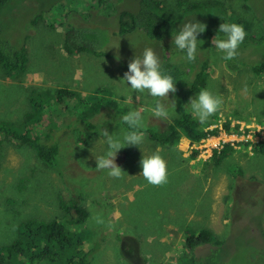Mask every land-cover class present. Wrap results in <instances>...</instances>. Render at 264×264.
I'll return each instance as SVG.
<instances>
[{
  "label": "rangeland",
  "instance_id": "1",
  "mask_svg": "<svg viewBox=\"0 0 264 264\" xmlns=\"http://www.w3.org/2000/svg\"><path fill=\"white\" fill-rule=\"evenodd\" d=\"M36 1L51 8L34 19L36 15L32 12L36 7L32 4ZM163 1L174 9L178 20L185 21L181 26L193 21L194 12L188 13L184 6L175 9L174 0ZM222 1L229 6L228 12L215 15L217 18L236 23L241 17L238 15H242V24H248L247 34L252 28V35L264 34V1L255 3L251 14L243 9L241 0ZM95 2L25 0L29 19L23 13L21 0H12V5L2 9L11 11L9 24L12 21L13 26H6L7 37L26 48L28 63L26 71L13 79L0 67V123L15 124L19 133L35 125L40 131H51V141L62 147V151L58 153L55 167L47 170L29 147L0 134L4 142L0 146V246L17 238L18 227L23 222L54 218L69 222L64 211L71 202L65 203L66 206L60 203L74 192V196H81L83 200L87 220L83 226L70 225V228L82 238L84 249L96 247L89 256V264H179L185 234L202 228L211 230L221 241L222 257L231 264H264L261 234L264 231V154L256 153L253 147V143L264 142V76L250 71L253 65L264 60V42L254 47L242 43L238 51L243 54L237 67L222 59L223 53L215 48L212 39L205 88L222 96L223 105L202 126H209L204 131L217 129V134L198 144L183 137L173 149L150 142L145 134L140 145H129L118 151L115 162L125 174L115 179L95 168V156L107 150L101 130L122 134L123 113L142 105H154V99L147 92H132L130 85L120 82L126 72L125 61L141 55L144 47H151L160 57L161 68L170 63L184 72H192L193 65H200L204 51L198 48L195 61H188L185 53L175 47L167 53V63H163L158 48L141 32L122 36L108 33L107 30H117L116 11L108 5L88 10ZM67 15H72L73 21L77 19L98 28L93 35L100 43L109 37V44L102 49L108 56L91 52L70 55L64 51V34L70 27ZM203 16L212 17L210 12ZM33 20L36 25L30 24ZM20 28L23 34L29 35L22 41V33H12ZM201 38L203 33L197 35V41ZM189 75L193 77L192 73ZM61 88L79 96L56 106V91ZM33 89L37 92L34 97ZM178 91L168 96L170 101L175 100V110L164 101L169 117L160 119L145 112L143 129L178 118L182 109L190 111L185 107L188 101L182 102L183 87ZM129 95L133 96V104L126 102ZM91 100L100 101V114L87 116L84 120L96 127L85 129L80 117ZM29 101L44 110L27 117L33 110ZM225 122L230 123L228 131L223 127ZM226 145L232 148L226 156L219 162L213 159V151H220ZM153 152H158L167 163L168 180L161 186H153L139 175L142 155ZM97 213L102 214L104 224H96L90 218ZM197 252L201 258L205 256L204 261H213L218 257L219 248L202 246Z\"/></svg>",
  "mask_w": 264,
  "mask_h": 264
},
{
  "label": "trees",
  "instance_id": "2",
  "mask_svg": "<svg viewBox=\"0 0 264 264\" xmlns=\"http://www.w3.org/2000/svg\"><path fill=\"white\" fill-rule=\"evenodd\" d=\"M21 1L24 2L23 9L25 10L23 13L25 12L29 19V8L26 6L25 0ZM241 1L243 3V9L251 14L254 4L264 0ZM11 2L12 0H0V67L7 77L13 79L21 76L26 71L28 61L26 48L23 45L16 44L14 39L7 37L8 32L6 31V26H13L12 21H10L9 24V15L11 11L7 13L6 11H2V9L12 5ZM124 3L126 5H124ZM174 3L176 6L175 9L184 6L188 13L191 11L194 12L195 15L192 19L194 22L206 23L207 25L206 30L203 32V38L200 39V42L202 41L206 43V45H201L202 43L198 42V48L201 52L204 51L202 52L204 57L200 65L196 67L193 65L192 72H184L179 66L170 63L164 64L161 68L163 72L173 77L174 82H176V92H179L178 89L183 87L184 93L182 95V102H187L190 97L201 89H204L207 84L210 64L209 50L212 47L211 40L215 36L223 37L224 34L219 33L218 29L220 24L227 22L225 19L217 18L215 15L227 11L229 6L224 5L222 0H174ZM32 5L36 7L32 12L33 15H36L34 19H37L38 15H44L45 12H49L51 8L49 4L46 6V4L37 1ZM106 5L111 6L112 9L116 11L115 18L117 22V30L110 32L106 29L108 33L114 36H122L129 32H141L147 41L154 43L155 47L158 48L160 56L162 55L163 63H167V53L171 52V49L175 50L176 47L173 42L174 36L182 27V23L185 22L177 19L178 16L173 8H168L164 5L163 0H96L93 6H89L88 10L105 8ZM36 10L39 11L36 12ZM207 12H210L212 17L203 16ZM72 15L66 16V21H68V26L70 27L67 28L68 31L65 30L63 50L70 55L86 52H91L96 56L105 54L102 49L109 44V37L108 40L100 43L99 39L93 35L94 29L98 28H92L91 24L80 22L75 18V21H73ZM88 16L91 15L88 13ZM238 16L241 17L236 23L243 25L244 30L248 29L247 23L242 24V15ZM257 19L259 20V18ZM30 24L36 25L34 20L30 21ZM101 25L103 26V24ZM211 26L212 29H210ZM215 26L216 28H214ZM73 30H75L74 33ZM4 31L6 38H4ZM13 32L22 33L20 37L21 41L25 36H29L27 33V35L23 34L24 32L21 28L12 31V33ZM253 33L252 28L250 33L245 37L243 43H247L249 46L253 47L254 45L262 44L264 42V34L261 36H254L252 35ZM71 36H73V40ZM146 44H148V42ZM241 54L243 53L239 50L236 58L228 62L239 67ZM105 55L108 56V53ZM119 56L121 59L124 58L121 55ZM127 64L128 61H125V65L123 66V69L126 71ZM250 71L254 75L258 76L263 74L264 76V60L253 65ZM190 73L193 74L192 78L191 75H189ZM179 79L183 81H179ZM178 83L181 84L182 87L177 86ZM35 90L36 89H33L31 91L32 94H34L33 97L37 95ZM78 96V93L70 91L67 88L58 89L55 96L57 102L56 106H62L65 100L69 101V99L72 100ZM33 97L31 98L33 99ZM82 101L84 102V100ZM30 104L33 105L31 108L33 110L31 111L32 114L30 112L26 114L27 117L32 116L35 111L37 113L39 110H44L43 107L29 101V105ZM86 108L87 109H83V114L80 117V119H82L81 123L85 129H93L96 126L89 122V120L84 119L87 116H98L100 114V101L94 102L91 100ZM85 110L87 112H84ZM180 112L181 115L178 118L174 120L171 119V121L166 124L162 123L143 129L150 142L173 149V147L177 146V142L183 137L193 144H198L209 136L217 134V129L204 131L205 128L209 126H202L199 124L196 117H194L190 111L187 112L182 109ZM125 114L127 113H123L122 116ZM122 124L124 131L128 130V126L123 122ZM229 124V122H225L223 125L227 131L230 129ZM14 126L16 127L15 124L9 125L8 122H1L0 134L7 135L12 142H21L26 147H29L30 150L36 154L42 167H46L47 170L55 167L58 153L62 151V147L51 141L53 139L52 132L40 131L35 125L33 128L25 129V127H23L25 131L23 129L24 132L19 133ZM2 143L4 142L0 139V146ZM253 147L256 153L264 154V142L256 143ZM230 149L232 148L226 145L220 151L214 150L212 158L219 162L226 156ZM194 154H196V152H194ZM238 176L239 174L237 177ZM62 201L63 202L60 203L61 206H66L65 203L71 202L70 205L67 204L68 207H65L66 210L64 211L65 215L70 218V221L61 222L54 218L50 220H29L21 223L18 227L17 238L10 244L0 246V264H89V256L95 252L96 247H91L90 250L84 249V241L70 228V225L76 228L83 226L87 220L86 210L82 206L83 200L81 196H74L73 192L67 200L64 199ZM261 234L264 240V231ZM209 245L219 248L218 257L213 261H204L205 259L203 258L205 256L201 258L197 254V251L202 248V246ZM222 246L223 244L221 241L217 239L211 230L207 228L196 231L190 230V232L185 234L183 255L179 259V264H198L196 260L201 261L200 264H231L229 261L225 260V257H222L223 250L220 249Z\"/></svg>",
  "mask_w": 264,
  "mask_h": 264
},
{
  "label": "clouds",
  "instance_id": "3",
  "mask_svg": "<svg viewBox=\"0 0 264 264\" xmlns=\"http://www.w3.org/2000/svg\"><path fill=\"white\" fill-rule=\"evenodd\" d=\"M206 30V25L188 21L183 24L174 36V44L178 50L185 53L188 61H195L198 50L197 35ZM223 33V37L215 36L212 44L223 53L222 59L233 60L238 55V49L247 36L243 25L238 23H222L218 29ZM199 43H203L202 41ZM125 85H130L132 92L144 93L154 99V105L150 107L140 106L132 108L127 114L121 117L128 130L122 134H109L106 129L101 130L106 144V151L102 155L95 156V168L106 171L109 177L120 179L125 174L121 167L116 164V156L120 149L132 145L138 146L145 139L143 116L145 112H150L152 116L160 119H167L169 112L164 101H167L175 110V100H169V93H175L176 87L173 77L166 74L161 69L160 57L151 47H144L141 55L135 56L127 64V71L123 73L120 80ZM127 103L133 104V96L129 95ZM223 105V98L218 94H213L207 88L201 89L194 97H190L185 107L189 108L201 125L209 122L210 117L217 114ZM142 171L139 175L153 186H161L167 183V163L158 152L151 155H142L139 161ZM96 224H104L102 214L97 213L90 217Z\"/></svg>",
  "mask_w": 264,
  "mask_h": 264
},
{
  "label": "built area",
  "instance_id": "4",
  "mask_svg": "<svg viewBox=\"0 0 264 264\" xmlns=\"http://www.w3.org/2000/svg\"><path fill=\"white\" fill-rule=\"evenodd\" d=\"M259 143V142H258ZM253 144H256V143H253Z\"/></svg>",
  "mask_w": 264,
  "mask_h": 264
}]
</instances>
